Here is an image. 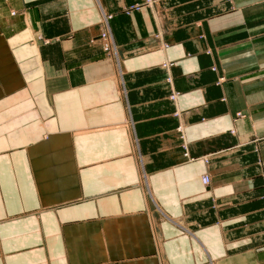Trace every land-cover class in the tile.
Wrapping results in <instances>:
<instances>
[{
  "label": "crops",
  "instance_id": "0c3cea01",
  "mask_svg": "<svg viewBox=\"0 0 264 264\" xmlns=\"http://www.w3.org/2000/svg\"><path fill=\"white\" fill-rule=\"evenodd\" d=\"M0 264H264V0H0Z\"/></svg>",
  "mask_w": 264,
  "mask_h": 264
},
{
  "label": "built area",
  "instance_id": "2783aa9c",
  "mask_svg": "<svg viewBox=\"0 0 264 264\" xmlns=\"http://www.w3.org/2000/svg\"><path fill=\"white\" fill-rule=\"evenodd\" d=\"M110 17L111 16L105 17V20L108 21V19ZM101 36H102V38L106 39V48L107 49H110L111 48V43L107 40L108 39V33L107 32H103V34ZM187 154H188V152H187ZM209 179H210V177H209V175L207 173L205 175H203V181L205 183H208L209 182Z\"/></svg>",
  "mask_w": 264,
  "mask_h": 264
}]
</instances>
